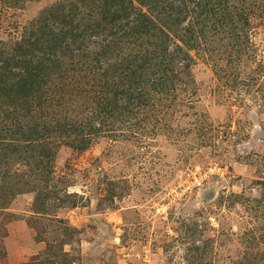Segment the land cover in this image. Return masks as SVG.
<instances>
[{"label":"rangeland","instance_id":"obj_1","mask_svg":"<svg viewBox=\"0 0 264 264\" xmlns=\"http://www.w3.org/2000/svg\"><path fill=\"white\" fill-rule=\"evenodd\" d=\"M64 1L0 0V42ZM192 9L152 15L183 35ZM220 12L165 85L114 107L70 94L60 115L97 131L85 150L64 135L51 174L0 151V264H264V0Z\"/></svg>","mask_w":264,"mask_h":264},{"label":"trees","instance_id":"obj_2","mask_svg":"<svg viewBox=\"0 0 264 264\" xmlns=\"http://www.w3.org/2000/svg\"><path fill=\"white\" fill-rule=\"evenodd\" d=\"M224 1L66 0L46 9L20 44L0 42V114L11 133L0 151L7 160L9 154H24L51 174L64 135L72 133L73 148L85 150L97 131L60 115L67 97L84 94L94 105L114 107L137 99L127 92L165 85L179 60H191L184 46L198 47L204 32L215 31L216 24L205 23L219 15ZM192 7L201 15L183 35L160 27L152 15L158 9L182 16L178 24Z\"/></svg>","mask_w":264,"mask_h":264},{"label":"built area","instance_id":"obj_3","mask_svg":"<svg viewBox=\"0 0 264 264\" xmlns=\"http://www.w3.org/2000/svg\"><path fill=\"white\" fill-rule=\"evenodd\" d=\"M158 211L161 212V209H159Z\"/></svg>","mask_w":264,"mask_h":264}]
</instances>
